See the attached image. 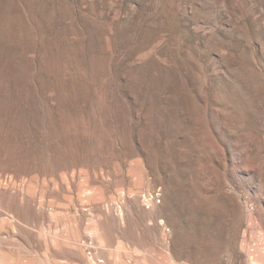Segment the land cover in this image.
Returning a JSON list of instances; mask_svg holds the SVG:
<instances>
[{"label": "rangeland", "instance_id": "rangeland-1", "mask_svg": "<svg viewBox=\"0 0 264 264\" xmlns=\"http://www.w3.org/2000/svg\"><path fill=\"white\" fill-rule=\"evenodd\" d=\"M0 264H264V0H0Z\"/></svg>", "mask_w": 264, "mask_h": 264}, {"label": "built area", "instance_id": "built-area-1", "mask_svg": "<svg viewBox=\"0 0 264 264\" xmlns=\"http://www.w3.org/2000/svg\"><path fill=\"white\" fill-rule=\"evenodd\" d=\"M156 197V196H155ZM148 201H150V202H148ZM152 202H154V197L153 196H150L148 199H147V201H146V203H145V206H149V203H152Z\"/></svg>", "mask_w": 264, "mask_h": 264}]
</instances>
